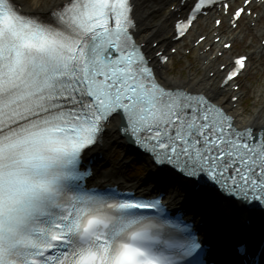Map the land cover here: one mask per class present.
I'll return each mask as SVG.
<instances>
[{
  "label": "snow or ice",
  "instance_id": "obj_1",
  "mask_svg": "<svg viewBox=\"0 0 264 264\" xmlns=\"http://www.w3.org/2000/svg\"><path fill=\"white\" fill-rule=\"evenodd\" d=\"M255 72L264 0H0V264H209L185 189L120 149L264 218Z\"/></svg>",
  "mask_w": 264,
  "mask_h": 264
},
{
  "label": "rangeland",
  "instance_id": "obj_2",
  "mask_svg": "<svg viewBox=\"0 0 264 264\" xmlns=\"http://www.w3.org/2000/svg\"><path fill=\"white\" fill-rule=\"evenodd\" d=\"M249 84L251 85L250 95L245 104L247 106H251L252 104H249V101H250L258 105L261 102V93L264 92V75H262L260 72L253 73L252 76L249 78ZM120 151L124 153V156L126 158H129V159L134 158L132 160V165L128 164V165H131L129 169L134 170L133 171L134 176L139 174V169H141L142 167H146L148 169L146 172V178H149V176L152 174V169L150 168L148 160H145L143 157L135 158L134 156H132L130 152H127L125 148H121ZM117 155H119V152H117ZM214 210H215L214 212L216 214V217L210 222V226L215 222L219 224L220 220L223 219L222 212L217 210V208L215 207H214ZM218 224H216L215 226L217 229L220 228Z\"/></svg>",
  "mask_w": 264,
  "mask_h": 264
},
{
  "label": "clouds",
  "instance_id": "obj_3",
  "mask_svg": "<svg viewBox=\"0 0 264 264\" xmlns=\"http://www.w3.org/2000/svg\"><path fill=\"white\" fill-rule=\"evenodd\" d=\"M136 255L135 249L125 245L115 256L112 264H136Z\"/></svg>",
  "mask_w": 264,
  "mask_h": 264
},
{
  "label": "bare ground",
  "instance_id": "obj_4",
  "mask_svg": "<svg viewBox=\"0 0 264 264\" xmlns=\"http://www.w3.org/2000/svg\"><path fill=\"white\" fill-rule=\"evenodd\" d=\"M172 177V175L170 176ZM171 180L173 181V179L171 178ZM185 180H182V181H177L175 180L174 183L175 184H178L180 185L181 187L184 185L185 186ZM198 198H201V199H216V195L215 194H212L210 191H207L205 195L203 196H198ZM229 214H231V216L235 215V208L230 210V211H227ZM230 217V216H229ZM220 235L216 236V240L217 242L219 243V246H222L223 244H228L230 242V239H226L224 241H222V237H219ZM220 238V239H219ZM232 238V237H230Z\"/></svg>",
  "mask_w": 264,
  "mask_h": 264
}]
</instances>
